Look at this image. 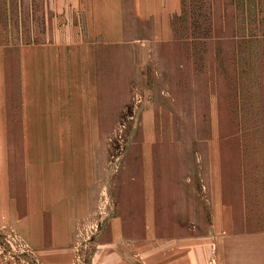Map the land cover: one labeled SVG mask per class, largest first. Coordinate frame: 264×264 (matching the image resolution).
Segmentation results:
<instances>
[{"label":"rangeland","instance_id":"rangeland-1","mask_svg":"<svg viewBox=\"0 0 264 264\" xmlns=\"http://www.w3.org/2000/svg\"><path fill=\"white\" fill-rule=\"evenodd\" d=\"M182 3L163 39L155 37L154 25L133 22L125 25L122 42L105 44L92 37L83 6L73 7L69 0H0V49L13 81L24 64V49L39 46L61 71L54 81L69 85L75 60L77 66L82 60L77 50L84 45L89 52L82 58L90 64L84 90L103 101L106 113L102 135L45 137L46 160L69 144L77 162L98 163L92 217L79 226L77 246L61 254L45 251L41 257L22 247L0 217V264H264V215L238 216L230 239L216 232L209 173L193 164L212 163L213 99L228 91L232 97L234 89L239 110L246 99L255 101L260 95L264 0ZM57 48L60 56L53 52ZM51 74L45 77L49 82ZM4 138L0 135V176ZM36 141L32 137L34 153ZM147 163H173L171 184L178 195L180 163L193 166L190 208L182 215L179 201L172 199V215L164 216L163 206L156 203V232L147 230ZM157 186L165 187L161 180ZM118 218L128 222L121 244L113 225Z\"/></svg>","mask_w":264,"mask_h":264},{"label":"crops","instance_id":"crops-1","mask_svg":"<svg viewBox=\"0 0 264 264\" xmlns=\"http://www.w3.org/2000/svg\"><path fill=\"white\" fill-rule=\"evenodd\" d=\"M69 1L73 7L83 6L88 23L93 25L92 37L105 44L122 42L126 37L125 25L133 22L154 25L155 37L163 39L169 33L168 25L172 18L181 12L183 6L182 0ZM58 49L53 52L60 56L62 53ZM77 51L82 59L78 60L80 65L77 66L75 60L72 79L68 76L69 85L63 81L65 86H61L57 84L58 80L54 81L56 77L61 78L58 75L61 71L48 62L44 47L24 49V64L20 74L16 75L15 83L0 49V135L5 137L0 176V217L22 247L41 257L45 251L61 254L74 249L78 244L79 226L89 221L93 213L98 163L77 162L68 148L69 144L63 146L55 158L46 160L45 155L46 136L104 133L100 131L106 118L103 101L87 96L88 92L84 90L89 85L85 73L90 64L82 55L87 56L89 49L80 45ZM61 66L60 63L57 65L59 70ZM50 74L52 79L49 82L45 77L49 78ZM78 88L83 90L77 92ZM259 88L257 94L260 95L255 101L245 98L244 108L241 104L239 110L234 89L232 97L228 91L227 96L213 99L209 144L212 163H193L197 168H206L209 173L214 230L228 234L229 239L230 234L237 230L238 216L264 215V80ZM55 91L59 96L53 95ZM65 93L68 95L61 97ZM212 95L216 96L214 92ZM256 102L257 107L254 108ZM150 120L148 135L153 130ZM35 136L37 146L34 153L30 144ZM145 166L143 186L147 191V230L156 232L155 209L159 207L156 203L163 206L164 216L172 215L169 207L172 199L179 201L182 215L183 210L186 213L190 208L189 192L193 189V177L189 169L193 166L190 163L179 165L180 195L174 194L177 191L173 192L171 184L173 163H147ZM158 167L164 169L160 170L161 177H156ZM160 180L165 185L164 189L157 186ZM113 225L117 242L124 243L121 238H124L128 222L118 218ZM135 245L132 244L133 247Z\"/></svg>","mask_w":264,"mask_h":264}]
</instances>
